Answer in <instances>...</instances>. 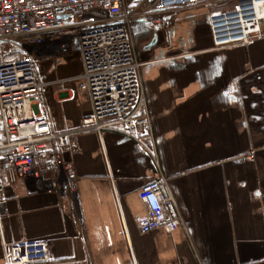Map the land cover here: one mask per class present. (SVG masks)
<instances>
[{
	"label": "crops",
	"instance_id": "1",
	"mask_svg": "<svg viewBox=\"0 0 264 264\" xmlns=\"http://www.w3.org/2000/svg\"><path fill=\"white\" fill-rule=\"evenodd\" d=\"M212 11L200 2L162 13L158 26L134 21L145 141L155 156L114 130L79 133L65 153L78 175L75 215L23 180L8 185L0 264L22 238L48 240L51 264H264V32L215 47ZM32 55L42 83L36 115L53 130L80 126L91 106L75 44ZM153 179L172 196L166 212L180 216L172 231L138 226V190Z\"/></svg>",
	"mask_w": 264,
	"mask_h": 264
},
{
	"label": "built area",
	"instance_id": "2",
	"mask_svg": "<svg viewBox=\"0 0 264 264\" xmlns=\"http://www.w3.org/2000/svg\"><path fill=\"white\" fill-rule=\"evenodd\" d=\"M209 1L215 0H135L132 6L127 0H0V215L6 187L18 180L37 193L57 196L62 212L75 215L78 175L65 153L81 132L114 130L155 156L145 141L151 135L150 118L132 48L134 21L143 18L158 26L164 12ZM208 23L215 47L249 44L264 32V0H235L213 10ZM72 43L91 111L80 126L53 130L33 110L34 105L40 110L42 83L32 53L57 56ZM162 184L164 180L153 179L138 190L145 207L137 217L142 232L178 226L179 214L165 210L173 200ZM48 246L46 239L22 238L5 248L6 264H51Z\"/></svg>",
	"mask_w": 264,
	"mask_h": 264
},
{
	"label": "rangeland",
	"instance_id": "3",
	"mask_svg": "<svg viewBox=\"0 0 264 264\" xmlns=\"http://www.w3.org/2000/svg\"><path fill=\"white\" fill-rule=\"evenodd\" d=\"M234 3H235V0H215V1H212V6H213V10H216V9L230 7Z\"/></svg>",
	"mask_w": 264,
	"mask_h": 264
},
{
	"label": "bare ground",
	"instance_id": "4",
	"mask_svg": "<svg viewBox=\"0 0 264 264\" xmlns=\"http://www.w3.org/2000/svg\"><path fill=\"white\" fill-rule=\"evenodd\" d=\"M131 6V5H130Z\"/></svg>",
	"mask_w": 264,
	"mask_h": 264
}]
</instances>
